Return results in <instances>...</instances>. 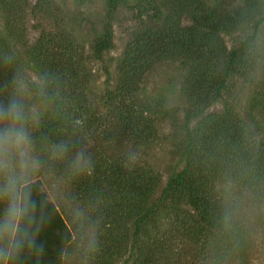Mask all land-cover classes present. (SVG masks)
Returning a JSON list of instances; mask_svg holds the SVG:
<instances>
[{"label": "trees", "instance_id": "obj_1", "mask_svg": "<svg viewBox=\"0 0 264 264\" xmlns=\"http://www.w3.org/2000/svg\"><path fill=\"white\" fill-rule=\"evenodd\" d=\"M14 3H0V105L19 103L30 144L26 168L10 157L16 192L0 191V209L21 207L5 264H66L77 248L81 264H250L264 244V0H104L88 48L59 22L23 43ZM121 7L135 28L112 63ZM164 60L186 73L172 97L148 95ZM163 125L178 133L166 176L146 157Z\"/></svg>", "mask_w": 264, "mask_h": 264}, {"label": "rangeland", "instance_id": "obj_2", "mask_svg": "<svg viewBox=\"0 0 264 264\" xmlns=\"http://www.w3.org/2000/svg\"><path fill=\"white\" fill-rule=\"evenodd\" d=\"M210 1V0H209ZM232 2L234 0H226ZM237 2L239 0H236ZM1 3V0H0ZM17 5L16 13L20 14L24 30L22 33L23 43L33 42L39 34L40 29L49 28L53 23L59 22L68 27L74 33L77 41L84 44L87 48L93 36L99 32L101 27V15L104 11V0H15ZM43 8V9H42ZM44 9H46L45 12ZM3 6L0 4V27L4 25ZM51 15V16H49ZM134 14L127 7H121L115 14L113 21L114 30V48L108 53L116 62L126 44L130 41V36L134 30ZM17 28H21L17 24ZM227 44H231L230 36L225 35ZM20 46V45H19ZM22 47V46H21ZM20 49V48H19ZM21 51V50H20ZM22 52V51H21ZM113 68V65H112ZM25 76L29 80H37L38 76L30 67L24 65ZM260 75H264L262 67L258 69ZM186 73V67L178 60H164L154 64L151 69L146 72L143 87L148 95H169L173 96ZM94 87L101 90L105 87L104 75H99ZM246 87L239 85L237 92L239 98L244 101ZM220 107L217 104L213 108ZM169 130L165 125L159 129V135L154 142L153 147L147 152V159L154 168L160 171L164 176L172 169L174 157L172 152L171 141L178 137V133L167 135ZM5 205V204H4ZM9 204L0 209V264H5L8 254V248L13 235L16 216L9 214ZM87 241H85L86 243ZM259 238V246L255 249L250 260V264H264V244ZM84 253L77 248L74 252H70L66 257V264H81L85 260ZM89 258V257H88Z\"/></svg>", "mask_w": 264, "mask_h": 264}, {"label": "clouds", "instance_id": "obj_3", "mask_svg": "<svg viewBox=\"0 0 264 264\" xmlns=\"http://www.w3.org/2000/svg\"><path fill=\"white\" fill-rule=\"evenodd\" d=\"M22 108L16 101H11L6 105H0V120L9 121L8 125L0 129V172L8 174L11 169V159L13 152L18 153L21 168L28 166V145L30 139L26 131L18 126V122L22 120ZM17 179L14 175L8 174L7 181L4 185V194H12L16 192ZM21 213V207L18 201L11 204L9 214L18 216Z\"/></svg>", "mask_w": 264, "mask_h": 264}]
</instances>
